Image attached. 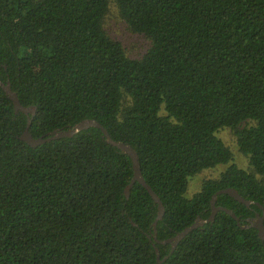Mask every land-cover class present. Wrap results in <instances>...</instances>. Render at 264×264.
I'll use <instances>...</instances> for the list:
<instances>
[{
	"label": "trees",
	"instance_id": "1",
	"mask_svg": "<svg viewBox=\"0 0 264 264\" xmlns=\"http://www.w3.org/2000/svg\"><path fill=\"white\" fill-rule=\"evenodd\" d=\"M112 0H0V79L46 136L88 118L139 155L158 203L129 154L101 128L37 147L22 140L28 115L0 85V264H264L255 227L264 215V0H113L150 45L131 56L105 27ZM229 128L249 169L219 135ZM221 164L186 196L191 178ZM189 232L172 254L166 240ZM159 248L162 263L157 259Z\"/></svg>",
	"mask_w": 264,
	"mask_h": 264
},
{
	"label": "water",
	"instance_id": "2",
	"mask_svg": "<svg viewBox=\"0 0 264 264\" xmlns=\"http://www.w3.org/2000/svg\"><path fill=\"white\" fill-rule=\"evenodd\" d=\"M0 85L6 91L9 98L12 99L14 107H15V112L18 113V112L22 111L28 115L27 126H26L23 134L20 136V138L22 140L26 141L29 145H31L33 147H37L41 144H44L45 142L51 141V140L56 139V138L74 136L77 133H79L80 131H82L83 129H87L89 127H97V128L102 129L104 137L108 143L118 147L121 151L129 154L132 158V161H133L134 176H133L131 182L126 187V196H127V198L130 197L131 188L133 187L134 183L138 181L142 185H144V187L149 191V193L154 198V200L158 203V214H157V217L153 223V227L155 230V232H154L155 240H156V242H159V239L157 237V232H158L157 231V225H158L159 220H161L165 214V206H164L161 198L159 197V195L154 191V189L151 187V185L149 183H147V181L145 180L143 173H142V170H141V162L139 159L138 152L130 144H128L124 141H118V140L113 139L112 136L110 135L108 129L105 128L98 120L93 119V118L84 119V120L80 121L79 123H77L76 125H74L73 127H70L67 129H65V128L55 129V130L49 132L48 135H46V136L34 137L30 131V127H31V124L33 122V118L37 112V106L36 105L24 106L21 103L17 92L13 91L12 86H11V82L9 80L5 83L0 79ZM222 193H228V194L232 195L238 201L245 203L248 206H250L253 203L252 200L246 199L245 197H243L240 194V192L237 189H235L234 187H226V188H222V189L218 190L216 193H214V195L212 197V200H211L212 212L207 219H203V218L198 217L197 220L192 225L186 227L183 231L178 232L176 234V236L165 241V242H171L172 243V249H171V252L169 253L168 256H170V254H172L174 252V250L178 246L179 242L189 232L193 231L194 229L198 228L199 226H203L206 223H213L215 221L217 213L220 210H224V211L228 212L236 220H238L240 222L239 216H237V214L232 209H230L228 207L216 205V202L218 200V196ZM247 221H248V224L242 225V228H248V227L257 228L259 236L261 237V239L264 240V215L257 213L254 218H249ZM154 246L156 249L157 259L160 263H162L164 260L167 259L168 256L165 257L164 259H161V253H160L159 248L156 246V244H154Z\"/></svg>",
	"mask_w": 264,
	"mask_h": 264
},
{
	"label": "rangeland",
	"instance_id": "3",
	"mask_svg": "<svg viewBox=\"0 0 264 264\" xmlns=\"http://www.w3.org/2000/svg\"><path fill=\"white\" fill-rule=\"evenodd\" d=\"M105 27L108 32L123 41L128 53L133 57H139L147 50L150 45L149 40L140 34L134 33L129 29L128 24L122 18L116 3L112 0L109 13L105 20ZM219 135L232 148L234 161L242 168L249 169L248 157L239 149L237 138L229 128H222ZM226 165L221 164L215 168L205 169L191 178L186 196L191 197L196 193L205 179L218 177L220 171L225 169Z\"/></svg>",
	"mask_w": 264,
	"mask_h": 264
}]
</instances>
